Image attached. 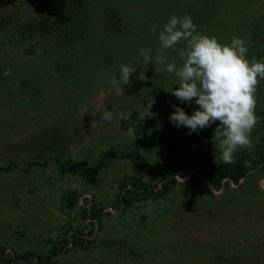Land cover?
<instances>
[{"label": "rangeland", "instance_id": "rangeland-1", "mask_svg": "<svg viewBox=\"0 0 264 264\" xmlns=\"http://www.w3.org/2000/svg\"><path fill=\"white\" fill-rule=\"evenodd\" d=\"M185 13L222 43L243 38L247 58L264 61V0H0V247L43 254L88 232L83 215L92 197L102 208L95 242L65 251L56 264H264L262 163L221 191L177 186L164 197L135 195L129 207L121 201L126 181L161 186L175 163L220 160L219 121L191 134L171 123L170 102L188 114L198 105L170 94L177 77L155 63L160 29L153 35L151 26ZM142 48L153 63L145 65ZM168 59L179 63L175 53ZM121 64L135 66L131 83L113 86ZM151 98L153 115L138 121ZM255 98L253 146L237 153L259 158L264 80ZM108 150L136 159H108L96 185L62 171L81 160L95 165ZM30 162L37 164L25 170Z\"/></svg>", "mask_w": 264, "mask_h": 264}, {"label": "clouds", "instance_id": "clouds-1", "mask_svg": "<svg viewBox=\"0 0 264 264\" xmlns=\"http://www.w3.org/2000/svg\"><path fill=\"white\" fill-rule=\"evenodd\" d=\"M158 28L160 46L155 50V63L166 65V72L177 77L178 87L168 91L181 103L198 105L188 114L183 107L170 102L174 108L170 122L177 128L186 127L191 134L219 121L214 147L223 163H233L238 150L253 146L251 133L258 122L255 93L259 81L264 80V61L247 58L248 47L243 38L233 37L230 43H222L215 35L198 31L187 13L171 15L162 27L153 24V35H157ZM169 50L179 63L168 59ZM140 52L145 65L153 63L151 49L142 48ZM134 71L135 66L121 64L119 79L113 77L111 84H130ZM4 75H11V70ZM154 103L151 98L145 104L146 111H138V121L153 115ZM113 118L112 111H105L102 117L109 123Z\"/></svg>", "mask_w": 264, "mask_h": 264}, {"label": "trees", "instance_id": "trees-1", "mask_svg": "<svg viewBox=\"0 0 264 264\" xmlns=\"http://www.w3.org/2000/svg\"><path fill=\"white\" fill-rule=\"evenodd\" d=\"M131 158L136 159L134 153L120 155L114 150L106 151L101 160L95 165H91L88 160H81L73 163L70 166L61 164L62 171L72 175H80L82 179L89 185H96L99 181V175L103 169L105 162L112 158ZM262 163L264 166V154L259 158H253L245 153H236L235 161L230 164H225L222 160H212L207 157H199L197 159L189 158L182 162L175 163L171 166L169 176L165 177V181L161 186L158 184H151L143 181L140 178H134L131 182L124 183V194L122 203L127 207L130 206V200L133 196L144 195V197H164L169 195L177 186H183L186 190L196 191L210 186L215 191H221L228 183L239 184L245 180L251 170L258 164ZM36 162H30L25 170H29ZM15 166L2 167L1 170L10 171ZM183 179L181 182L179 179ZM75 198L72 199L71 205L75 204ZM90 203V204H89ZM127 203V204H126ZM85 207L84 218L90 220L87 229H81L75 232L71 237L66 238L64 244L55 246L46 253L24 252L22 254L12 252L7 253L4 247H0V264H21L24 261H32L35 258L38 264H56L58 257L65 251H70L78 245L93 244L95 240L93 236L97 233L101 226V212L102 208L95 210L92 198H87V205ZM93 204V205H92ZM124 206L123 210L126 209ZM116 242V241H114ZM72 244L71 247L69 245Z\"/></svg>", "mask_w": 264, "mask_h": 264}, {"label": "built area", "instance_id": "built-area-1", "mask_svg": "<svg viewBox=\"0 0 264 264\" xmlns=\"http://www.w3.org/2000/svg\"><path fill=\"white\" fill-rule=\"evenodd\" d=\"M90 198H92V197H90ZM88 221L90 222V220H88ZM89 222H88V223H89ZM7 253H12V251L7 250Z\"/></svg>", "mask_w": 264, "mask_h": 264}]
</instances>
